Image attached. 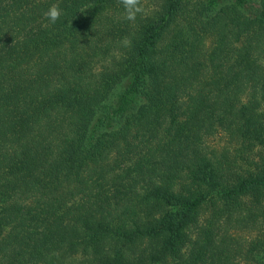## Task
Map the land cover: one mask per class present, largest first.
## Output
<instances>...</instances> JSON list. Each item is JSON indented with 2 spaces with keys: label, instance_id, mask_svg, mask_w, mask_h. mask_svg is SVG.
<instances>
[{
  "label": "trees",
  "instance_id": "obj_1",
  "mask_svg": "<svg viewBox=\"0 0 264 264\" xmlns=\"http://www.w3.org/2000/svg\"><path fill=\"white\" fill-rule=\"evenodd\" d=\"M143 4L0 0V264H264V0Z\"/></svg>",
  "mask_w": 264,
  "mask_h": 264
},
{
  "label": "clouds",
  "instance_id": "obj_2",
  "mask_svg": "<svg viewBox=\"0 0 264 264\" xmlns=\"http://www.w3.org/2000/svg\"><path fill=\"white\" fill-rule=\"evenodd\" d=\"M118 3L123 9V18L130 22H134L137 16L144 12L143 0H118ZM83 10L84 9L81 11ZM62 14L60 6L58 4H53L43 15L51 24H55L60 19ZM45 26L47 27V25ZM123 43L125 46H128L131 42L125 38Z\"/></svg>",
  "mask_w": 264,
  "mask_h": 264
}]
</instances>
